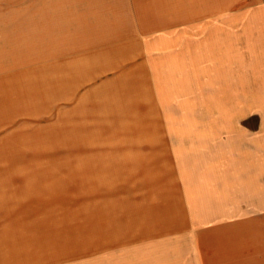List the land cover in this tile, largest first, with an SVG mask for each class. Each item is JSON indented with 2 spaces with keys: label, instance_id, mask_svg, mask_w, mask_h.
I'll use <instances>...</instances> for the list:
<instances>
[{
  "label": "rangeland",
  "instance_id": "374dc122",
  "mask_svg": "<svg viewBox=\"0 0 264 264\" xmlns=\"http://www.w3.org/2000/svg\"><path fill=\"white\" fill-rule=\"evenodd\" d=\"M152 1L0 0V117L6 96L25 99L21 114L7 104L5 117L15 120L0 142V170L44 173L50 197L24 264H170L183 252L188 206L264 187L263 90L250 96L242 69L236 77L217 71L236 62L246 70L247 51L228 47L252 30L253 1L208 0L207 16L189 21L188 3L178 1L167 14L184 21L140 28L141 12H158ZM200 23L197 30L238 27L209 43L229 44L216 49L190 41L198 35L185 30ZM171 29L170 50L184 55L163 66L165 91L156 93L148 64L166 51L141 40ZM128 39L136 48L112 50Z\"/></svg>",
  "mask_w": 264,
  "mask_h": 264
},
{
  "label": "crops",
  "instance_id": "0c3cea01",
  "mask_svg": "<svg viewBox=\"0 0 264 264\" xmlns=\"http://www.w3.org/2000/svg\"><path fill=\"white\" fill-rule=\"evenodd\" d=\"M252 1L253 4H249L247 8L252 30L242 33L231 30L237 33L236 38H229L233 41L230 46L209 44L221 40V34L226 30L185 31L198 35L190 40L192 43L205 41L216 49L229 46L236 56L246 50V70L242 68L241 62L229 65L237 67L235 77L239 76L242 69L253 83L254 92L250 96H258L261 89L264 96V0ZM257 83H262L260 89H256ZM22 98L17 96L7 99L6 96L3 100L4 118L0 117V142L12 135L5 131L6 123L14 119L5 117L9 108L7 104L13 105L15 102L16 106L21 107L25 103ZM20 107V114L24 113ZM23 125L25 130V124ZM18 130L22 128L19 127L16 131ZM23 137L25 139L27 134ZM2 160L8 161L7 158ZM28 160H31L30 156ZM47 179L48 176L42 172L0 170V264H24V252L26 244H30L31 228L39 227L42 217L44 219L49 210L47 200L50 197L45 191ZM236 193L237 201L233 199V202L225 204L188 206L186 211L189 217L185 219L184 233L181 235L183 252L182 255L179 254L178 260L175 256L170 264H264V187L237 190ZM50 204V210H55L53 203ZM41 212H44L42 216ZM16 259L19 262H13Z\"/></svg>",
  "mask_w": 264,
  "mask_h": 264
},
{
  "label": "bare ground",
  "instance_id": "6f19581e",
  "mask_svg": "<svg viewBox=\"0 0 264 264\" xmlns=\"http://www.w3.org/2000/svg\"><path fill=\"white\" fill-rule=\"evenodd\" d=\"M178 1H183V0H154L152 1V3H156L153 8V10H157L158 12L157 13H143L141 12L139 16V26L140 28H143V29H153V27H156V26H159L160 25V22H163V23H168V24H174V25H177L178 23L184 21V20H181L183 18V15L182 17L178 18V16H168L167 12H170V13H173V11L175 9H177V2ZM186 2L188 3V5H186V10L184 12V15L188 16V17H185V21H189L193 18L195 19H201L203 18L204 16H207L205 15L206 12L208 11L207 8L210 7L211 3H209L208 0H186ZM200 24H191L190 25V28H194L195 30H197L198 26H200ZM247 27L248 25L247 24H241V27ZM238 27L236 24L235 25H232L231 24V27H227L225 26V30L227 29H234ZM263 27V26H262ZM155 29V28H154ZM171 30H174V29H171ZM143 31H146V30H143ZM159 33V32H158ZM165 34V33H163ZM166 35H168V37H161L160 35H153V36H150L149 35H146V39L144 40V38L141 40L144 43L148 44V46L152 45V46H156L155 48H152L151 47V50L155 51L157 49H165V53L161 54V56L159 57H154L152 59H150V62H149V66H150V73L153 75V79L155 80V86L153 85V88H154V91L156 93H159L158 90H160L162 93L163 91H165V89H163V83L166 82V79H165V70L163 71V66H167L169 63H171V61L173 62L174 60L177 61V59L179 57H183V53L179 50L178 52H172L170 49L172 48V46L175 45V42L173 39L175 34L173 32H170L169 34L167 33ZM135 37V36H134ZM129 40V39H128ZM113 42V41H112ZM111 42V43H112ZM135 40H129V41H125V43L123 42H120L119 44H115L112 48V50H115V51H118V52H123V50L125 51V53L127 54L128 52H130L132 49H134L133 47H135ZM107 44V43H106ZM109 44V43H108ZM188 44H185L184 47H187ZM100 47V46H99ZM166 47V48H165ZM94 48V47H93ZM136 48V47H135ZM140 48V47H139ZM150 48V47H149ZM88 49V48H87ZM170 51H169V50ZM168 50V51H167ZM111 53V51H110ZM105 54V53H104ZM113 54V53H112ZM106 55V54H105ZM110 55V54H109ZM214 55L215 56H218V53L217 52H214ZM114 56H117V55H114ZM113 56V57H114ZM81 57V56H79ZM101 57V56H100ZM107 57V55H106ZM109 57V56H108ZM111 57V55H110ZM109 57V58H110ZM165 57V60L161 59ZM104 58V57H103ZM116 58V57H115ZM84 59V58H83ZM120 60V59H119ZM110 61V60H109ZM111 61H112V58H111ZM110 61V62H111ZM94 62V61H93ZM123 62V61H122ZM65 64L69 63V61H65L64 62ZM103 63V62H102ZM106 63V62H105ZM122 64V63H121ZM124 64V62H123ZM206 65V64H205ZM96 66V65H95ZM137 66V65H136ZM149 66L146 67V69L149 68ZM84 67V66H83ZM118 67V66H117ZM139 67H141L142 71H143V68H144V65L143 64H140ZM52 68V67H51ZM100 68V67H99ZM98 68V69H99ZM170 68V67H169ZM50 69V68H49ZM230 70L229 73H232L233 76H235L237 74V70L235 69V67L233 66H220L218 65L217 67V71L218 74L220 76H223L225 73H226V70ZM236 70V71H235ZM202 71V69H201ZM97 72V70H96ZM146 72V71H145ZM172 74L173 72L171 71L170 73L167 74V78H171L172 80ZM239 75H241V72L239 73ZM52 76V75H51ZM142 76V80H144L145 76L144 75H141ZM140 76V77H141ZM46 78V77H45ZM52 78V77H51ZM56 81V80H55ZM50 84V83H49ZM168 85V84H167ZM225 84L223 82L220 83V88L223 89L222 87L224 86ZM159 87V89H158ZM49 88V87H48ZM170 88V87H169ZM54 89V88H53ZM147 89V88H146ZM46 90V89H45ZM52 90V89H50ZM149 90V89H148ZM35 91V90H34ZM37 91V90H36ZM221 94H225V96L223 98H235V99H248V100H253L252 97H242V96H239L237 94H235L234 96L231 95H227L226 93H222L221 90H219ZM17 92V91H16ZM38 92V91H37ZM42 92V91H41ZM51 92V91H50ZM25 93V92H24ZM35 93V92H34ZM43 93V92H42ZM52 93V92H51ZM164 94V93H163ZM171 94V93H170ZM41 95V93H40ZM45 95V94H44ZM50 97V96H49ZM55 97V96H54ZM262 99V97H261ZM36 100V99H34ZM38 102V101H37ZM48 102V101H47ZM254 102V100H253ZM38 104V103H37ZM39 109V108H38ZM41 110V109H40ZM123 120V119H122Z\"/></svg>",
  "mask_w": 264,
  "mask_h": 264
}]
</instances>
